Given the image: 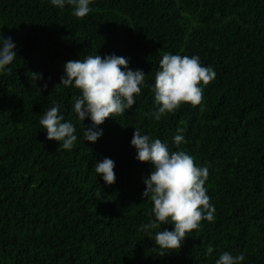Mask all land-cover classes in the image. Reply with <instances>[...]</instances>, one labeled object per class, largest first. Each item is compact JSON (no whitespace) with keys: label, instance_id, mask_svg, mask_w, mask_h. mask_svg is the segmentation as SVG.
Here are the masks:
<instances>
[{"label":"trees","instance_id":"trees-1","mask_svg":"<svg viewBox=\"0 0 264 264\" xmlns=\"http://www.w3.org/2000/svg\"><path fill=\"white\" fill-rule=\"evenodd\" d=\"M89 7L78 19L72 6L50 0H0V36L17 51L11 71L0 73V264H215L225 251L243 254L241 264H264V0H92ZM165 53L198 55L216 76L201 105L155 121L152 87ZM111 54L145 81L135 105L99 125L91 143L73 110L79 90L54 86L69 60ZM30 73L43 76L36 87ZM57 105L62 122L76 127L70 151L39 123ZM181 127L180 150L209 169L215 220L161 255L159 229L151 237L142 230L154 220L142 196L153 168L135 159L130 142L136 128L176 151ZM104 158L115 163L110 186L95 172Z\"/></svg>","mask_w":264,"mask_h":264},{"label":"clouds","instance_id":"clouds-1","mask_svg":"<svg viewBox=\"0 0 264 264\" xmlns=\"http://www.w3.org/2000/svg\"><path fill=\"white\" fill-rule=\"evenodd\" d=\"M53 6L61 9L65 5L73 7V15L82 19L92 9V0H50ZM2 39L0 47V73L10 72L6 68L17 57L15 43L11 37ZM128 59L115 54L101 57L90 55L83 60H69L63 66L64 75L54 88L63 86L79 90V96H73V110L78 117L83 130L84 140L95 143L102 135V125L106 119L124 115L136 103V97L141 95L145 73L142 70H131ZM215 71L203 66L198 55L187 56L165 53L159 62V70L155 73L154 101L158 106L154 113H149L155 121L162 117L175 114L182 105L197 107L203 103L204 88L214 81ZM32 85L43 79L42 74L30 73ZM47 89L45 82L38 89ZM85 119L91 121L85 126ZM64 121L59 106L46 110L39 123L46 130L48 140L60 143L63 150L70 151L77 141L76 127L71 122ZM185 129L177 128L173 137L176 151H171L166 142L160 139L150 140L148 135H142L135 128L131 146L136 150L135 159L141 163H150L153 170L143 179L145 190L142 196L150 198L152 208L150 220L142 226L145 235L151 237L155 231V245L161 250L173 252L180 249L188 233L200 229L202 221L214 222L215 208L207 195L206 181L209 176L207 166H197L195 158L180 150V145L187 143ZM115 163L110 158L95 164V172L102 175L106 185L115 183ZM99 195V193H98ZM171 224L173 230L161 231L162 225ZM212 247L207 248L211 254ZM245 259L243 254L233 256L223 252L215 264H241Z\"/></svg>","mask_w":264,"mask_h":264}]
</instances>
